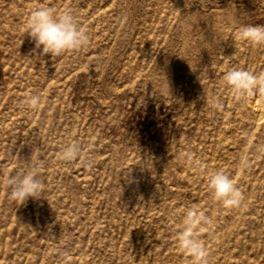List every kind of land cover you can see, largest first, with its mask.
<instances>
[{"label":"rangeland","instance_id":"rangeland-1","mask_svg":"<svg viewBox=\"0 0 264 264\" xmlns=\"http://www.w3.org/2000/svg\"><path fill=\"white\" fill-rule=\"evenodd\" d=\"M44 6L70 11L88 42L36 49L24 24ZM244 25H264V0H0V264H191L174 237L193 205L212 221L208 264H264V94L222 81L264 71ZM72 142L83 151L66 162ZM29 161L44 190L11 201L2 178ZM215 171L240 207L212 199Z\"/></svg>","mask_w":264,"mask_h":264},{"label":"clouds","instance_id":"clouds-1","mask_svg":"<svg viewBox=\"0 0 264 264\" xmlns=\"http://www.w3.org/2000/svg\"><path fill=\"white\" fill-rule=\"evenodd\" d=\"M25 33L31 37L36 49L44 55L59 56L68 50L82 48L89 40L86 28L79 24L70 11L58 12L50 7H39L33 10L24 24ZM237 38L251 44H264V25H244L237 30ZM223 83L235 98L264 94V71L258 73L239 68H231L224 72ZM29 110H36L41 105L39 94L25 93L21 101ZM215 107L221 104L217 101ZM247 135V133H245ZM264 151V146H260ZM83 149L77 142L63 147L60 157L66 162L78 159ZM31 160V159H30ZM91 166V162H88ZM38 170L28 166L20 173L2 178L3 184L10 189L8 199L25 203L28 199H37L45 185L38 178ZM208 186L212 199L225 209L241 206L243 194L234 180L223 171H215L208 175ZM211 218L206 217L197 206L187 208L182 224L175 234L177 247L191 258V264H208V251L199 232L206 231L204 225L210 224Z\"/></svg>","mask_w":264,"mask_h":264}]
</instances>
